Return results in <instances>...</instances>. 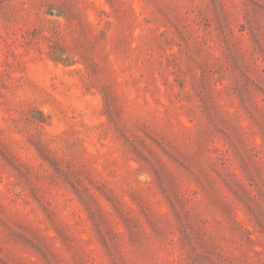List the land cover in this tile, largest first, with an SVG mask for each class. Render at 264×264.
Wrapping results in <instances>:
<instances>
[{"label":"rangeland","instance_id":"1","mask_svg":"<svg viewBox=\"0 0 264 264\" xmlns=\"http://www.w3.org/2000/svg\"><path fill=\"white\" fill-rule=\"evenodd\" d=\"M0 264H264V0H0Z\"/></svg>","mask_w":264,"mask_h":264}]
</instances>
